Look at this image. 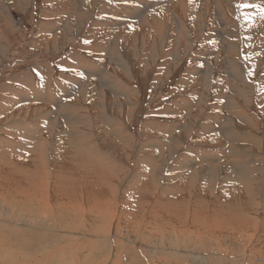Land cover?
I'll use <instances>...</instances> for the list:
<instances>
[{
  "label": "rangeland",
  "instance_id": "obj_1",
  "mask_svg": "<svg viewBox=\"0 0 264 264\" xmlns=\"http://www.w3.org/2000/svg\"><path fill=\"white\" fill-rule=\"evenodd\" d=\"M30 154L86 208L80 234L50 222L48 257L76 240L114 264L115 214L179 200L200 228L151 264H264V0H0V184Z\"/></svg>",
  "mask_w": 264,
  "mask_h": 264
},
{
  "label": "bare ground",
  "instance_id": "obj_2",
  "mask_svg": "<svg viewBox=\"0 0 264 264\" xmlns=\"http://www.w3.org/2000/svg\"><path fill=\"white\" fill-rule=\"evenodd\" d=\"M182 4H185V3H182ZM181 25H180V27H181ZM236 61H237V58H236ZM234 64L235 65H233V66H234V68H236V71H237L240 67H239V65L236 66V63H234ZM242 74L243 73H241V75ZM238 76H240V75H238ZM241 77L242 76H240V79H241ZM239 81H241V80H239ZM59 101H61V100L59 99ZM85 103H87V102H85ZM68 105H69V103H68ZM69 107H70V105H69ZM73 107H74V105H73ZM83 118H85V117H83ZM54 124L55 123H53V126H54ZM87 138H89V136ZM90 138H91V136H90ZM85 139H86V137H85ZM49 140H51V139H49ZM82 142L83 141H81V143ZM86 142H88V140ZM76 144H74V145H76ZM49 146L50 145L47 142H44L42 144V146H41V151L42 152H41V156H40V157H42L41 161H45V159L48 158L49 151H50L49 150V148H50ZM88 149H90V148L88 147ZM93 152L95 153L94 150H93ZM36 154L38 155L37 152H36ZM108 154H109V152H108ZM35 155L31 156V154H30V156H31L30 158L31 159H28V161H32L33 160L32 164L30 163V167H28V168L18 167L20 173L17 171V173H16V175L14 177L15 179H14L13 182H3V183L0 184V264H83L84 261H85V256L83 257V255H82L84 246H83V244L78 243V241H76V240H74L71 243L68 242L67 244H62V242L64 240H61L60 241L61 242L60 245H63V246L62 247L60 246V248L56 251L57 253H54L53 257H48V255H47L48 252H46V250H47L46 244L48 242L46 241V239H48V236L45 235L44 232H50L51 231L52 227H51L50 222H56L57 221V224L58 223L59 224H64L66 222V225H65L66 229L68 227L75 226V229H73L72 231H74L76 233L70 232V234H75V235L76 234H80V232H79L80 227H81L80 224H81V221L83 222L85 220L86 211H84V210L86 208L84 209L81 205L76 204L75 203L76 198L75 199L74 198L73 199H67V200L64 198V191L57 189L59 184H55L54 183L55 186L53 184V179L56 178V177H54L53 170H51L49 167H39L37 165L39 167L38 168L36 166V159L37 158L35 157ZM43 165H44V162H43ZM37 171L38 172L41 171V177L45 179L44 182L39 180V175L38 174L40 172L37 174ZM42 178H40V179L42 180ZM159 179L161 180V178H159ZM152 204H154V203L152 202ZM152 204L151 203L143 204V207H144L145 211L142 214L138 213L137 217L132 216V215L129 216V215H126L125 213H122L120 215L115 214V216H113V225L116 222H117V225H118V228H117L118 239L119 238L120 239L123 238V240H126L129 243V245H124L122 242L120 244L117 243L118 251H117V253L114 252V254H115V257H114V260H113L114 264H120L121 260L123 259V255L125 253L124 252L125 249L129 248L128 251L130 250V245L133 244V243L129 242L128 238L132 234L135 236V238H134L135 239V243H134L135 247L131 248L133 250H130V251L133 253L136 250L139 253H138L137 256H135L137 253L134 256H132V258H131L132 262L130 264H151L152 261H149L147 259V258H150V257H144V255L146 253H149V250L147 248H149L151 244L155 245V243H160L162 241V240H160V242H159V240H158V238H159L158 235L159 234L161 235V233H162L165 236L167 234V232H170V231L175 232L176 233L175 236L177 238L174 236L175 239L174 240L172 239V240L176 244L180 245L181 242H183V240L180 241V238L178 236H181L185 232L190 231V230L182 229L180 227H184L186 229H191V230H192V228H200L198 226L199 224L196 223L198 221H195V220L189 218V214H187V216H184L183 210L186 209V208H184V203L179 202V200H175L174 203L167 204L166 206L169 208V212L166 215H163V216H159V215L156 214V211H157L156 208H157L159 203L153 205V209H152V211H150V213H149V211H147V207L146 206H151ZM162 204L164 205V203H162ZM172 206H174V207L171 208ZM195 206H197V204ZM140 209H141V207H140ZM163 209H165V208L163 207ZM196 209H197V207H196ZM117 213H118V211H117ZM128 217H130L129 220H126V219H128ZM85 223H87V222H85ZM83 224H84V222H83ZM57 226H58V228L62 227V226H59V225H57ZM115 227L113 226V230L115 229ZM93 230H94V228H93ZM95 230H97V229H95ZM111 230H112V228H111ZM255 230H256V228H255ZM58 232H59V230H58ZM113 232H114L113 244L115 243L114 247H116V241L117 240L115 241V239L117 238V235H116V231L115 230ZM187 233H189V232H187ZM96 235L97 234H94V237ZM229 235H231V234H229ZM65 236H66V234H65ZM78 236H80V235H78ZM56 237H58V236L56 235ZM192 237H194V236L192 235ZM186 238H188V237H186ZM213 239H214V237H213ZM203 240H204V242H206L205 239H203ZM108 241L110 243V240H108ZM195 241L196 240H194V242ZM201 241H202V239H201ZM56 242H57V240H56ZM248 242L250 243V241H248ZM191 243H192V241H191ZM184 245H185V243H184ZM204 245H205V243H204ZM152 247H153V245H152ZM113 248L111 250H113ZM163 248H165V246ZM251 248H252V246H251ZM142 249L143 250L146 249V251H143V253H142L141 252ZM178 249H181V248H178ZM185 249H188V248H185ZM217 249H220V248H217ZM171 252H173V251H171ZM111 253L113 254V252H111ZM261 253L264 256V251H261ZM170 255H173V254L171 253ZM92 257L96 258L94 254L92 255ZM100 258L101 257L97 258L98 261L100 260ZM191 258H193V257H191ZM145 259H147L148 261L145 260ZM251 259H252V255H251ZM262 261H264V257H263ZM228 262H230V261H228ZM99 263H100V261H99ZM106 263H108V262H106ZM247 264H256V263L252 259L251 261L248 260Z\"/></svg>",
  "mask_w": 264,
  "mask_h": 264
}]
</instances>
